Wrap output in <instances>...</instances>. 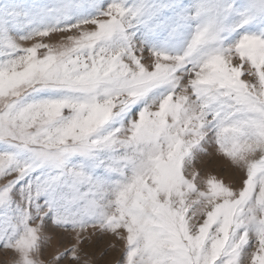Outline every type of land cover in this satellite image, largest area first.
I'll return each instance as SVG.
<instances>
[{"label": "snow or ice", "instance_id": "snow-or-ice-1", "mask_svg": "<svg viewBox=\"0 0 264 264\" xmlns=\"http://www.w3.org/2000/svg\"><path fill=\"white\" fill-rule=\"evenodd\" d=\"M0 181V264H264V0H2Z\"/></svg>", "mask_w": 264, "mask_h": 264}, {"label": "rangeland", "instance_id": "rangeland-1", "mask_svg": "<svg viewBox=\"0 0 264 264\" xmlns=\"http://www.w3.org/2000/svg\"><path fill=\"white\" fill-rule=\"evenodd\" d=\"M2 2V0H0ZM20 3H30L32 0H17ZM48 2V0H45ZM55 41V37L53 38V42ZM48 42V41H46ZM244 79H248L247 76L243 77ZM198 168L205 169L211 174H221L223 175V170L218 167L216 163H201L197 165ZM237 176V180L235 181L236 186H239L238 177L242 176L243 173H235ZM5 181H0V185H2ZM91 231V230H90ZM70 242V241H69ZM117 243L111 235H101L100 233H95L91 236L90 242H86L84 247L87 251H89L94 257L97 258V264H112V262L116 259H119V253L111 250V245ZM122 247V245H119ZM101 253H104L101 256Z\"/></svg>", "mask_w": 264, "mask_h": 264}]
</instances>
